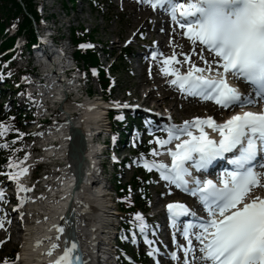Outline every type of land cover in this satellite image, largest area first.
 I'll list each match as a JSON object with an SVG mask.
<instances>
[{"label":"snow or ice","instance_id":"snow-or-ice-1","mask_svg":"<svg viewBox=\"0 0 264 264\" xmlns=\"http://www.w3.org/2000/svg\"><path fill=\"white\" fill-rule=\"evenodd\" d=\"M140 3L158 12L166 8L169 18L182 30V37L192 42L193 50L199 52V60L203 62L199 66L188 53H180L184 57L181 61L175 51L171 55L152 51L154 60L163 55L160 71L170 77L168 82L178 86L181 93L213 101L223 109H242L222 122L211 115L195 116L179 125L169 123L158 128L156 131L166 133V137L155 136L150 141L155 145L150 153L153 156L166 153L171 164L143 156L135 161L148 172L156 171L164 181L198 197L206 212V217L185 222L180 231L186 243L179 244L174 234L173 248L164 245L167 250L163 255L180 264L182 252L183 264H196L198 245L201 264H264V195L257 194L258 189L264 188V174L256 171L264 164L253 163L258 154L264 153V111L243 110L264 101V0H140ZM170 43L175 45L174 40ZM183 64L188 65L185 72L177 67ZM230 81L247 84L250 92L242 93ZM205 126L218 133L219 139H214ZM11 131L0 123V139L6 140ZM15 131L18 135L11 138L13 143L26 135L19 129ZM0 147L9 145L3 143ZM226 153H234L228 161L231 168L225 169L218 182L193 175L192 169L201 171ZM8 161L3 175L17 182V191L27 192L29 189L19 183L18 177L28 169L12 157ZM5 200V192L0 189V204ZM166 208L173 227L181 217H196L181 202H169ZM6 215V211L0 213V216ZM134 217L133 243L137 236H143L149 249L146 255L153 264H161L162 241L156 239L158 234L150 229L141 212H135ZM4 223L0 219V228ZM149 231L151 239L145 235ZM0 264H14V260L6 257ZM55 264H83L74 240L70 247L66 244Z\"/></svg>","mask_w":264,"mask_h":264},{"label":"bare ground","instance_id":"bare-ground-1","mask_svg":"<svg viewBox=\"0 0 264 264\" xmlns=\"http://www.w3.org/2000/svg\"><path fill=\"white\" fill-rule=\"evenodd\" d=\"M120 2L122 3L120 4V9L125 8L123 0H120ZM109 6H112V4L109 3ZM62 10H65L63 6ZM129 11L128 16L135 19L134 23L139 32L143 29L142 24H147L150 33H161V36L167 37V31H161L162 25L153 22L154 20L147 6L131 7ZM90 15H92L91 11ZM76 18L78 19V17ZM89 28H91L90 25ZM90 30L93 31L92 28ZM137 35L138 33L135 36ZM171 36L178 47L184 48L187 45L184 50L188 54L190 53L193 46L189 42L183 40L175 32ZM162 43H159V49L161 51L167 50ZM181 57L183 59V56L179 55V58ZM140 60H144V58L140 57ZM159 63H162V61H159ZM147 73L146 69L142 70V72L140 71V73L137 70L134 71V77L137 80L140 79V87H144L149 82L144 80L143 77ZM165 79L166 75L161 72L151 78V89L144 91L143 96H141L143 104L147 105L151 101H155V106H162L164 107L163 110H166L169 108L168 104L173 101L177 111L180 110L188 114L200 112L199 110L205 115L223 112L210 103L179 99L174 92V86L169 82H164ZM137 90L140 91L141 88L137 87ZM55 95L56 98L54 100H62L65 97L63 88L55 90ZM127 97L125 95V98ZM133 97L135 99L139 97L138 92H135ZM115 98L119 100L118 96ZM105 104L100 101L81 104L78 118L66 106L60 105L59 109L64 121L48 137V140L57 141L59 146L50 148L48 157L45 159H52L54 163L63 161L65 162V167L59 170L61 174L57 180L53 178L49 180L53 184L51 185L53 192H48L42 201L38 202L35 195L31 194L29 190L27 192L22 191L21 198H19L15 194L17 182L5 178L8 182L2 184V190L6 189L5 191L8 192L6 198L9 199L11 198L10 195H12L13 200L25 202V209L21 211L19 222H14L13 219L15 217L14 215H9L11 213L6 215L5 224L7 229L11 231L14 239L19 238L21 241L19 255L15 264H55L53 263L56 261L55 258L62 255V250L67 244V225L62 222L63 217L71 211L73 212L71 224L74 228L75 240L83 259L86 260V264H99L97 260L98 253L105 254V241L110 236L109 227L114 215H111L113 213L107 201L105 189H102L101 185L98 186L95 170L97 151L91 141L94 136L92 131L95 134L98 131L106 133L109 129L105 115L108 114L107 111L111 106H108L109 103ZM70 126L80 132V135L76 137L72 144L71 141L66 139ZM30 162V158L25 159L20 165L24 167ZM53 170L55 169L49 171L48 174L50 175ZM84 173L86 175L82 177ZM19 177L24 179V181L26 180L25 174ZM21 184L29 189L26 183ZM45 187H47V184ZM17 226H23V229L17 228ZM58 228H63L64 231L60 233L57 230ZM18 233L20 235H17Z\"/></svg>","mask_w":264,"mask_h":264},{"label":"rangeland","instance_id":"rangeland-1","mask_svg":"<svg viewBox=\"0 0 264 264\" xmlns=\"http://www.w3.org/2000/svg\"><path fill=\"white\" fill-rule=\"evenodd\" d=\"M17 3H19L18 0H15ZM27 1H30L31 6L32 5H36L37 2H40L42 5L44 3V6H40L39 9H37L38 11H41L42 13H44L46 16H48V18L50 19H57V20H64L65 21H69V23L66 22L62 24L61 27V34L63 35H67L68 31H67V26L70 25L73 28H79V29H84L83 33H81V31H78V34H82L84 35V37L86 38V41H91L93 44H96V42L99 44V46H104L105 50H107V56H111V61L114 62V66L115 67H120L121 69L118 71V74L113 75L112 77H114V85H113V90L111 91V99H116L115 97H119V99H132L134 100L135 98L133 97V94L136 92H138L139 97H137L135 100L137 101V103H139V101L142 100L141 96H143L144 91H147L149 89H151L152 84L150 83V80L153 76L158 75L156 73V70L154 71V74L150 75V74H145L144 80L149 81L148 83L145 84V86L140 87V79L137 80L134 77V71L137 70L139 73L140 71L142 72V70L147 69L145 66H142L141 63L137 62V61H131L129 59V63L128 64H120V54L122 52V47L125 46V41L130 37V35H132L134 33V31L137 29L136 28V24L135 19L131 16H128L129 14V7H127L124 11H120V9L118 7H116L115 4V0H93L94 2H96L98 4V6L101 7V9H99V11L96 10V8H92L87 1H84L83 4L78 3V0L75 1V3H73V10H71V4L69 2H67L66 0H21L22 5H26L28 4ZM77 2V3H76ZM109 3L112 4V6H109ZM65 4V5H64ZM62 6H65L66 10H67V16L65 17V10H62ZM7 7L9 10H11L12 12L16 11L13 6L11 5V3H7ZM28 10L31 9V7L28 4V7H26ZM68 8V9H67ZM90 11L92 12V15H90ZM24 13L21 12L20 14H18V19H23ZM52 16V18H51ZM78 17V19L76 18ZM76 18V19H75ZM135 24V25H134ZM89 25L91 26V28L93 29L92 34H88V31L91 29L89 28ZM143 25V29L141 31V33H143V38L145 39V45H150V44H155L156 46H158V42L162 41V39H166V37H163L159 34H154L155 36H153L152 34L149 33L148 28H147V24H142ZM86 27L87 30H86ZM134 28V30H133ZM141 36V35H140ZM170 38L168 39L167 37V41L170 42ZM158 41V42H157ZM155 42V43H154ZM111 43H113L111 45ZM171 44L166 43V49H167V53L170 54L172 53V48H171ZM130 47H132L131 49H135L136 45L133 44ZM100 60L102 62V64L106 67L107 64L109 62H105L104 61V56L100 55ZM81 63L80 66H82V64L84 63L82 60H79ZM128 65V71L130 72H126L125 66ZM17 74L14 73V76H16ZM164 83V82H163ZM7 86V84H6ZM92 86V88H91ZM90 89L92 91H100L99 86L97 85L96 81L91 79L90 81ZM137 87L141 90L138 91ZM11 88V87H10ZM12 89V88H11ZM5 99H0V109L2 111H4L5 113H11V112H15L17 110V105L19 106V108H21V104H16L12 105L11 101H10V96L9 93L5 94ZM125 95L128 96L127 98H125ZM157 97V94H156ZM155 101H153L154 103ZM155 104V103H154ZM173 101L171 103H169V108L166 110H154V111H158L159 113H167L170 111V113L173 114V116L175 117V119L177 120L178 123H182L184 120H189L192 116H194V113H185L183 111H177L173 105ZM150 104L147 105V107H149ZM66 107H68V105H66ZM162 107V106H161ZM160 107V108H161ZM164 108V107H162ZM172 108V109H171ZM68 109L71 111V109L68 107ZM78 118V116H75ZM23 126V125H22ZM9 128H11L10 126H8ZM27 125H24L23 130H21V132L25 133L27 132L26 130ZM114 132H116L115 127H113ZM8 136H16L18 135L17 132H13L11 131L10 133L7 134ZM13 142V141H12ZM17 149H16V153H18L20 156H25V154H27V156L30 153V150L33 148V150L37 151L36 146H37V142H35V140L31 141H26V138L24 136L20 137L19 139L15 140V143H13ZM57 147L59 146L58 144L56 145ZM10 147V146H9ZM3 152V149H1V153ZM42 153L39 155V152H35L33 155L35 157H40L43 158ZM54 164L51 165H46V166H40L38 167L36 170L33 171V176L34 174L36 175V180L33 179V186L31 187V189L29 190L30 192L33 190L35 191L37 194V200L40 202L42 200V197L45 196L44 191L41 189L40 185L43 184V179L45 178V174L48 173L49 171H51L53 169ZM136 171H134V167L133 165L130 163V165H128L126 168H124L122 170V177H121V181L123 183L128 182L129 179L132 177L133 174H135ZM34 177V178H35ZM38 177V178H37ZM7 181V180H6ZM149 184H148V191L151 197V205H150V212L148 213L149 218L150 215L153 214V212L158 211V210H162L164 205L171 201L172 198H174V196L169 197L167 196V191L165 188L162 189L161 185L157 183L156 179L154 177H152L150 175L149 178ZM5 183V181L3 182ZM22 191V190H21ZM5 192V191H4ZM6 194L8 192H5ZM163 193V195H162ZM160 194L162 196H160ZM24 205L19 206L18 208H23ZM152 209V210H151ZM16 219L18 220V217H15L13 220L14 222L16 221ZM151 219V218H150ZM17 228H20L19 226H17ZM20 230V229H19ZM19 235V234H17ZM162 241L163 238L161 239ZM0 241H3L4 243H0L1 247H0V261H3L6 257H9L10 254L15 253V260H17V257L19 255V251H20V247H21V241L19 238L14 239L12 236L11 231H9V229L6 231V233L4 234H0ZM125 251L127 253H129V255L134 256V251H129L128 247L126 246ZM150 264V263H149Z\"/></svg>","mask_w":264,"mask_h":264},{"label":"trees","instance_id":"trees-1","mask_svg":"<svg viewBox=\"0 0 264 264\" xmlns=\"http://www.w3.org/2000/svg\"><path fill=\"white\" fill-rule=\"evenodd\" d=\"M66 1L68 2L69 0H66ZM27 2L29 6L32 7L30 1H27ZM7 3H11V5L16 11L12 12L11 10H9L7 7ZM21 11H22L21 6L15 0H0V33L4 30L5 26L8 24L9 21L13 22L14 19H16V17L18 16V14L21 13ZM30 12L33 15V17L37 19V15L34 11H32V9L30 10ZM23 28H27L28 38L31 39V41H33L34 35H33V30L31 28V20L25 15L23 16V25L21 26V29ZM78 41L79 39L76 37L75 42H78ZM11 43H12V40L8 44L4 45V47L10 46ZM82 55H83V59L87 60V62L90 65L98 66L99 62H98V58L95 53L87 52ZM77 56L79 57L80 55L77 54ZM100 80L102 81V83H104V86H105L106 79H105L103 72L100 75ZM3 119L9 120V117H3ZM22 120L23 119H21L20 117H16L15 126L19 127L22 123ZM130 182H131L130 185L126 184L125 186H121L120 183H118L119 184L118 192L121 197H126L128 199L130 196V191L132 190L135 195L134 201H129L124 204H121L120 208L126 213H132L134 212L135 208H139V207L147 210V207L149 205V195L146 192L145 184L143 182H140L138 178H132ZM139 187L142 188V189L140 188L141 190L140 194L137 193V189Z\"/></svg>","mask_w":264,"mask_h":264},{"label":"water","instance_id":"water-1","mask_svg":"<svg viewBox=\"0 0 264 264\" xmlns=\"http://www.w3.org/2000/svg\"><path fill=\"white\" fill-rule=\"evenodd\" d=\"M70 132H71V144L73 141H75L76 137H78L80 135V132L73 128L72 126H70ZM78 153H81V152H78ZM77 161V160H76Z\"/></svg>","mask_w":264,"mask_h":264}]
</instances>
